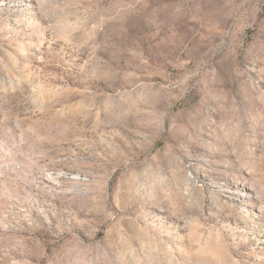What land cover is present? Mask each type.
<instances>
[{"label":"rangeland","instance_id":"1","mask_svg":"<svg viewBox=\"0 0 264 264\" xmlns=\"http://www.w3.org/2000/svg\"><path fill=\"white\" fill-rule=\"evenodd\" d=\"M0 264H264V0H0Z\"/></svg>","mask_w":264,"mask_h":264}]
</instances>
